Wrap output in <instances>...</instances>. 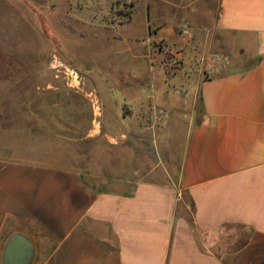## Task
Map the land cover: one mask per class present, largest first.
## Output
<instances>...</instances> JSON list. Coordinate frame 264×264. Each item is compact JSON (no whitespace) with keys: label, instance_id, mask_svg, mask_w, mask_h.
<instances>
[{"label":"crops","instance_id":"crops-1","mask_svg":"<svg viewBox=\"0 0 264 264\" xmlns=\"http://www.w3.org/2000/svg\"><path fill=\"white\" fill-rule=\"evenodd\" d=\"M171 5L189 10L193 29L177 39L160 26L150 39L169 36L184 67L171 81L152 67L154 80L115 94L132 112L104 116L105 129L93 120L77 140L91 143L90 167L80 149L73 160L28 156L33 135L18 152L15 131L3 136L0 93V264H264V0ZM215 46L228 66L205 78L194 57ZM150 99L149 116L164 110L163 127L176 128L147 164L130 138L145 131Z\"/></svg>","mask_w":264,"mask_h":264},{"label":"rangeland","instance_id":"rangeland-1","mask_svg":"<svg viewBox=\"0 0 264 264\" xmlns=\"http://www.w3.org/2000/svg\"><path fill=\"white\" fill-rule=\"evenodd\" d=\"M165 2L0 0L3 136L15 131L19 136L16 138L18 152L25 155V135H33L34 152L28 156L44 161L62 155L63 151L70 159H77L80 149L83 164L90 167L91 143L86 140L77 144V140L85 136L93 120L105 129L113 122L102 121L104 116L132 112L123 105L122 97L115 94L121 95L127 82L154 80L152 67L170 81L176 78L171 68L179 64L184 67L183 58L172 51L175 43L169 36L155 42L150 39L159 32L160 26L174 25L177 39L186 37L193 29L194 20L189 17V10H178L171 5L172 0ZM200 13L207 19L208 8ZM141 24L146 25L145 33L141 38H133L131 35ZM127 39L133 42L129 43V48ZM142 41L146 42V49H150L147 58L138 56L141 52L138 48L142 47L138 43ZM210 55L226 57L218 46L202 56H195L194 62L205 78L210 75L198 61ZM226 63L228 66V60ZM187 102L188 107L190 101ZM150 106H153L152 99L147 100L143 112L145 131L141 130L142 123H133L131 128L136 131L140 126L139 137L130 138L131 145L134 143L145 153L147 164L152 163L156 152L163 153L168 148L166 145L172 140L168 127L176 128L172 120L163 127L164 110L163 114L157 110L156 118L153 115L151 118L154 112Z\"/></svg>","mask_w":264,"mask_h":264},{"label":"built area","instance_id":"built-area-1","mask_svg":"<svg viewBox=\"0 0 264 264\" xmlns=\"http://www.w3.org/2000/svg\"><path fill=\"white\" fill-rule=\"evenodd\" d=\"M227 58L222 57L221 55H210L205 58H202L201 61L198 62L202 63L204 71L208 75H218L225 70V67L227 66ZM209 76V77H210Z\"/></svg>","mask_w":264,"mask_h":264},{"label":"flooded vegetation","instance_id":"flooded-vegetation-1","mask_svg":"<svg viewBox=\"0 0 264 264\" xmlns=\"http://www.w3.org/2000/svg\"><path fill=\"white\" fill-rule=\"evenodd\" d=\"M177 64V63H176ZM170 65V64H169ZM172 70H170V71H173V72H176L178 69H181V65L179 64V65H174L172 68H171Z\"/></svg>","mask_w":264,"mask_h":264}]
</instances>
